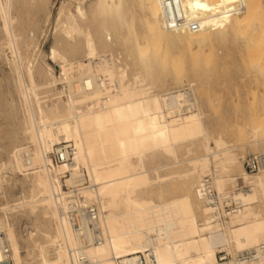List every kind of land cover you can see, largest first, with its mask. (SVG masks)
Instances as JSON below:
<instances>
[{
  "label": "bare ground",
  "instance_id": "6f19581e",
  "mask_svg": "<svg viewBox=\"0 0 264 264\" xmlns=\"http://www.w3.org/2000/svg\"><path fill=\"white\" fill-rule=\"evenodd\" d=\"M22 1L0 0V29L13 57L9 59L16 77L12 80L16 81V90L23 100L25 115L20 118L18 130L29 144L15 143L7 168L26 177L25 187L30 193L28 198L25 194L18 198L20 201L17 199L19 202L6 207H25L29 213L37 214L39 224L41 219L53 224L48 230L41 222L37 224L41 229L34 225L36 233H28L31 243L28 246L37 256L34 264H134L139 253L151 254L153 264H237L238 253L263 243L264 168L249 174L239 164V154L233 151V146L227 147L221 135L211 137L192 91L187 94L183 88L169 90L171 93L165 98L152 90L151 80L157 72L161 75L169 70L174 77L170 74V78L175 79L173 83L178 84L183 71L182 59L171 56L173 47L167 49L168 44L161 41L165 40L166 29H174V35L183 38L185 45H198L202 21L213 17L209 12L203 14L209 5L207 0H137L145 11L143 17L135 18L137 22L132 14H126V0H75L74 6L71 1L73 10L61 5L49 53L58 66L59 76L47 63L33 66L19 50L20 33L16 32L15 24L20 17L16 15V5ZM235 6L242 9L240 2ZM250 17L245 25L238 22L247 26L245 31L250 36L247 43L250 47L264 46V24ZM116 42L122 43L124 51L127 49L126 56L135 66L130 78L126 64L120 66L119 56L116 58L109 50ZM60 83L66 88L65 98L56 91ZM44 88L51 89V93L55 90L58 97L49 103L40 100ZM200 94L205 98L204 90ZM188 100L192 102L188 103L187 112L178 117L171 115L170 108ZM259 126L251 128V139L255 142L259 139L255 137ZM261 134L259 137L264 135ZM68 142L74 148L72 162L55 164L49 153ZM6 146L9 147L7 143ZM179 147L186 155L197 148L200 151L185 160L188 169L179 174L191 187L197 186L206 175L212 176L218 193L227 191L229 186L233 189L239 177L249 185L247 190L235 188L233 192L241 204L237 212L222 221L212 220L209 208L196 195V186L191 194L164 201L155 202L149 194L144 196L142 190L156 180L152 182L144 166L145 157H155L158 151L175 159ZM159 166L152 169L157 179L165 181L166 175L158 174ZM65 186L77 187L85 202L97 205L98 239L89 229L76 230L68 222L64 212L68 193ZM9 222L0 218V263L18 264L24 256L21 257L17 235ZM219 252L227 256L223 262L218 261Z\"/></svg>",
  "mask_w": 264,
  "mask_h": 264
},
{
  "label": "rangeland",
  "instance_id": "374dc122",
  "mask_svg": "<svg viewBox=\"0 0 264 264\" xmlns=\"http://www.w3.org/2000/svg\"><path fill=\"white\" fill-rule=\"evenodd\" d=\"M39 1L40 0H34V1L23 0L22 3L18 2L16 5L17 8L16 15L20 17L18 21L21 22L23 26L21 27L18 21L15 24L16 32L20 33L18 44H21V46L18 45L19 50L22 54L25 53L27 55L28 60L32 61L33 66H39V65L44 66L43 64L47 63L48 65H51L55 69L54 72L55 75L59 76L58 66L55 63H53L49 58L50 57L49 53L51 49L50 47H52V45L54 44L53 41L55 40V35H56V33L54 32L55 29L53 27L56 26L55 21L57 19V15H58L57 13L59 11L60 6L64 5L66 9L73 10V6L76 3V1L75 0H41L40 2ZM237 2H240L241 5L240 7H242V9L241 8L239 9L238 7L235 6V3ZM71 3L73 6L71 5ZM87 3L88 2L85 1L86 7H87ZM207 3L209 5L206 6L207 9L203 10V14L209 12L211 15H213V17L204 18V20L202 21V28L200 29L201 37L199 39L200 42L198 45L196 44H192L191 46L185 45L183 38L178 39L177 36L174 35L176 31H174V29L172 28L166 29L165 34H163V36H165V40H161L162 42H166L168 44L166 45L167 49H170L172 46L174 53L177 52V54L174 55L172 52L173 50H170L171 52L170 51L169 52L171 56L174 57L177 56L176 58L182 59L183 71L180 76V79L183 78L185 81L183 79L182 80L179 79L178 80L179 82H177L178 84H176V81L175 83H173L175 79L174 80L172 79L174 77L172 76L171 72L169 73V70L168 72L164 71L161 75H159L161 72L160 73L157 72L156 74H154L151 80L152 90L155 93L159 92L160 94L161 93L165 94L166 92H170L169 90L174 91L181 88H185L192 83V85H190L189 87L190 89H192L191 91L193 97H195V99L198 100V103L200 104V108L204 114V124L206 130L211 134V137H216L218 135H221L224 141L226 142L227 147L233 146L234 148L233 151L234 152L236 151L235 153L239 154L237 155L239 164L243 167V159L247 155L264 152L263 150L264 135L260 136L262 137L261 140L259 137L261 133L264 134L262 130L264 129L263 127L264 125L262 124L264 123V46L258 44L256 46L250 47L249 44L247 43V40L249 39L250 36L245 31L247 26L244 27L242 26L245 25L250 20L251 18L250 16L254 18L255 22L260 20V22L264 24V0H207ZM125 9H126L125 10L126 14L127 13H128L127 15L132 14L133 19L136 22L137 20L135 18H138L137 16L143 17V15L145 14L144 9H141L139 7L137 0H130V1L126 0ZM135 10L137 13L134 12ZM211 15H207V16H211ZM239 16H241V20L238 19ZM239 21L242 22V25H239L240 23ZM0 27H1V20H0ZM20 28L22 30H20ZM0 32H1L0 34H2L0 35V44L2 45L0 46V207H1L0 218L8 222L10 221L9 222L10 227L13 229L14 233H16L15 235H17L18 243L19 246L21 247L20 248L21 257L24 256L22 257L24 259L20 263L23 262L22 264L25 263L34 264L36 261V259L34 258L35 257L37 258V256H35V251L31 250L32 249L31 246H28V244L31 245V243H29L30 237L28 236L30 235V233L36 231V229H34L35 226H37V229L39 227H40L39 229L42 228L41 226H39L41 222H42L41 225L45 226V229L48 230H50L53 227V224H51V222L46 223V221L42 219L41 220L39 219L40 220L39 221L40 224H39L36 218L37 214L32 212H31L32 214L29 213L30 211L26 210L25 207H22L21 209L13 208L14 210L12 208H9L12 209V211L7 208L9 204H10L9 207H11L12 205L15 204L16 201L19 202L20 199H22L21 197L22 196L24 197L25 194H27L26 195L27 198L29 197L30 190L28 187H25V185L28 186L27 185L28 182L27 183L25 182L27 181V179H25L26 177L22 176L20 172L16 170H12L11 167L7 168L8 166H10L12 149L15 143L19 144L23 142V146L29 144L25 139L24 135L22 137V133H20V131L18 130L19 129L18 125H20L19 123H21V120L25 115L23 114L24 110L22 107L23 100L19 95L18 91L16 90L17 89L15 87L16 81L12 80L15 79L16 77L14 75L15 73L13 72L12 66H10L9 64L10 63L9 59L11 61L12 60L11 58L13 57L11 56L12 53H10L11 50L6 44L7 38L2 33L1 29ZM121 44L120 42L119 43L116 42L112 45L111 48H109V50L113 53V55L116 58L119 56L118 57L119 62L118 61L117 62L120 64V66L126 64L128 70L127 71L128 78H130L132 73L135 72V66L134 64H131L133 62L130 59V57L126 56L127 49L126 51H124L125 48ZM194 50L197 53H195ZM116 51L119 52L117 53ZM37 54L41 56H38ZM27 61L25 62V64H27ZM164 73L166 74L165 77L163 75ZM167 73H169L168 74L169 77L167 76ZM170 74L172 78H170ZM12 75L14 77H12ZM184 75L185 77H183ZM193 77L194 79H192ZM195 78L197 82L195 81ZM189 82L191 83L189 84ZM193 82H195L196 84ZM197 83L200 85H198ZM56 86H57L56 91H60V95L55 94L56 93L55 90H52L53 93L52 94L50 88H49L50 90H48V88H44L43 90L41 89V91L39 89L38 91L40 92L43 91V93L39 92L40 100L42 99L49 103L51 100H55L58 96L63 98L65 96L64 93H66V88L64 87L63 84L61 85V83ZM45 89L47 90L44 91ZM9 90H10V94H9ZM198 90H200V92H198ZM201 90L205 91V98L202 97V94L199 95V93H201ZM206 91L209 93V95L206 93ZM207 95L209 96L208 98H206ZM11 107L13 109H11ZM12 113H14V116ZM16 120L18 121L17 124H16ZM258 121L260 122L257 123ZM260 123L262 124V126L258 125ZM256 126H259L258 128L259 131L258 130L256 131L257 133L255 134H258V136L256 135L255 137L259 139L257 140L254 137V139L257 140L255 142L253 139H251L253 138L252 136L253 132H251L252 131L251 128L253 127L255 128ZM13 127L15 130L17 129L16 132L15 130L10 131L11 130L10 128ZM5 130H7V132ZM261 130L262 132L260 133ZM15 133L19 135H16ZM8 135H10V137ZM18 137L20 138L22 137V138L18 139ZM241 138L244 140H241ZM24 141H26L27 143H25ZM212 142L211 140L209 141L211 147L214 146V143ZM6 143L7 145H9V147L6 146ZM68 143H62L57 146L60 147ZM179 149L180 147L176 149L175 159L173 156H168L158 151L155 153L156 154L155 157H149L148 155L145 157L146 159H144V166L148 170V173L152 178V182L154 179H156L154 180L153 184L143 189L145 191L142 190V192H144L145 197H147L149 194L151 196V197L148 196L149 198H151L155 202H158V201L168 200L173 197H178L186 193L189 194H191L190 192L193 193L194 186L196 185L191 187L189 185L190 182L186 179L185 182L184 177L180 175L181 172L183 174L188 169V165L186 163L187 161L185 162V160H187V158L189 157H192L195 154V152L199 153L200 151L197 148L198 151L195 150L193 154L188 153L186 155L187 152H185L184 149H180V150ZM53 152L54 151L49 153L50 155L48 154L51 159ZM173 159L176 160L179 164L177 162L174 164L175 161ZM180 160H182V162ZM157 166L160 167L158 169V174L162 176L166 175L165 177L167 178L165 181L156 178V174L154 173V170L152 168L154 167L156 168ZM161 166H165V167L161 168ZM12 171H15L16 173L15 172L13 173ZM169 174L170 176H167ZM171 174H174L175 176H172ZM249 174H255V173H249ZM171 179L173 181H171ZM229 187L227 191L232 189L233 186H229ZM235 188H242L244 190H247L249 188V185L244 183L243 180L239 177L237 179L236 186H234L232 190H235ZM24 190L26 191L28 190L27 191L28 193H25ZM157 196L161 198L159 199V197ZM2 206H4L3 208H6L4 210L7 213H5L4 210H1L3 209ZM5 215L7 216L6 218ZM43 222H45L46 224L44 225ZM36 236L38 237L37 234ZM27 248L29 252L26 251ZM27 253L30 256H26L28 255ZM31 259L33 263L31 262ZM12 263H13L12 261H9V263L1 262L0 264H12Z\"/></svg>",
  "mask_w": 264,
  "mask_h": 264
},
{
  "label": "built area",
  "instance_id": "2783aa9c",
  "mask_svg": "<svg viewBox=\"0 0 264 264\" xmlns=\"http://www.w3.org/2000/svg\"><path fill=\"white\" fill-rule=\"evenodd\" d=\"M182 91L190 93V87H185ZM171 92H166L163 97L167 98ZM192 102V101H190ZM189 100L179 106L170 108L173 116H181L188 110ZM74 156V148L71 143L64 144L52 153V160L56 164L71 163ZM243 167L248 173H257L264 168V152L247 155L243 159ZM67 201L64 208L65 216L70 225L76 230H90L95 239L100 234V228L95 223L99 216L96 204L85 202L84 197L77 187L67 188ZM199 200L209 208V216L214 221H222L234 214L241 208V204L233 196L234 190L218 193L214 187L211 175L204 176L195 189ZM227 256L223 252L218 253V261L223 262ZM153 264L154 257L149 254L144 256L139 253L134 264ZM237 264H264V242L258 244L251 250L238 253L235 256ZM220 264V263H216Z\"/></svg>",
  "mask_w": 264,
  "mask_h": 264
}]
</instances>
